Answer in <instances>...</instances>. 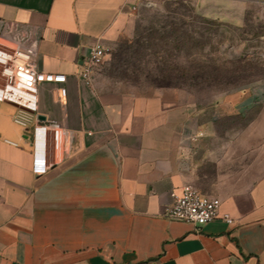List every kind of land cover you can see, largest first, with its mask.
<instances>
[{
    "label": "crops",
    "instance_id": "obj_1",
    "mask_svg": "<svg viewBox=\"0 0 264 264\" xmlns=\"http://www.w3.org/2000/svg\"><path fill=\"white\" fill-rule=\"evenodd\" d=\"M194 2L234 24L264 12V0ZM143 3L0 0V48L67 76L38 86L28 129L15 121L21 106L0 100V264H264V141L222 142L218 128L259 105L264 83L201 104L173 87L145 93L106 86L97 69L90 83L80 75L93 46L133 31ZM54 124L66 132L59 162ZM34 152L47 154L43 174ZM185 184L218 197L235 222L166 218Z\"/></svg>",
    "mask_w": 264,
    "mask_h": 264
},
{
    "label": "rangeland",
    "instance_id": "obj_2",
    "mask_svg": "<svg viewBox=\"0 0 264 264\" xmlns=\"http://www.w3.org/2000/svg\"><path fill=\"white\" fill-rule=\"evenodd\" d=\"M150 1L137 10L133 31L108 45L96 70L102 84L137 86L145 93L173 86L198 103L209 104L227 93L264 83L261 8L251 9L244 23L234 24L204 16L194 0ZM218 128L222 142L261 143L264 100L244 115L222 117ZM227 128L233 129L232 134L225 133Z\"/></svg>",
    "mask_w": 264,
    "mask_h": 264
},
{
    "label": "built area",
    "instance_id": "obj_3",
    "mask_svg": "<svg viewBox=\"0 0 264 264\" xmlns=\"http://www.w3.org/2000/svg\"><path fill=\"white\" fill-rule=\"evenodd\" d=\"M151 4L150 0H144ZM108 52V46L97 43L89 54L83 57L81 77L91 82L92 73L103 63ZM0 74L3 84L0 86V100H9L21 106L22 113L15 117V121L25 129L29 127V114L37 110V89L43 83H63L67 76L62 73L44 72L37 68L31 51L20 47L12 50L0 48ZM50 129L54 144V161L62 158L63 141L66 132L54 124ZM49 167L46 152H34L33 169L37 174H43ZM172 201L164 207L166 218L180 220L202 226L216 219H222L230 224L235 220L229 213H221V200L215 196L202 194L192 184L182 186L181 192L171 193Z\"/></svg>",
    "mask_w": 264,
    "mask_h": 264
},
{
    "label": "trees",
    "instance_id": "obj_4",
    "mask_svg": "<svg viewBox=\"0 0 264 264\" xmlns=\"http://www.w3.org/2000/svg\"><path fill=\"white\" fill-rule=\"evenodd\" d=\"M173 54H171V56H172ZM169 66H172V65H169ZM164 87H173V86H164Z\"/></svg>",
    "mask_w": 264,
    "mask_h": 264
}]
</instances>
